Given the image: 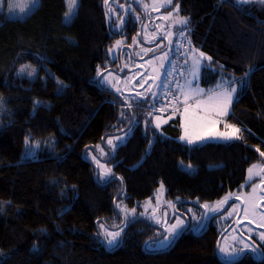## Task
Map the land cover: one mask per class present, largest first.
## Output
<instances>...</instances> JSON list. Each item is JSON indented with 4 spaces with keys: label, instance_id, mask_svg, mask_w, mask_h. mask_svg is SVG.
I'll list each match as a JSON object with an SVG mask.
<instances>
[{
    "label": "trees",
    "instance_id": "trees-1",
    "mask_svg": "<svg viewBox=\"0 0 264 264\" xmlns=\"http://www.w3.org/2000/svg\"><path fill=\"white\" fill-rule=\"evenodd\" d=\"M177 5L188 19L187 65L191 50L211 57L199 83L227 76L225 84H243L225 116L240 139L187 144L178 116L157 128L144 100L100 87L102 73L117 65L109 48L118 38L129 42L145 19L136 3L79 0L69 21L65 0H39L23 18L0 13V264H264V257L218 259L219 232L211 228L147 251L158 227L144 217L124 221L116 208L123 194L138 208L159 185L177 209L210 204L240 187L250 165L264 163V5L172 0L170 7ZM22 66L30 67L21 73ZM123 133L122 144L106 146ZM101 146L112 173L104 182L89 158ZM101 226L121 230L114 247Z\"/></svg>",
    "mask_w": 264,
    "mask_h": 264
},
{
    "label": "rangeland",
    "instance_id": "rangeland-1",
    "mask_svg": "<svg viewBox=\"0 0 264 264\" xmlns=\"http://www.w3.org/2000/svg\"><path fill=\"white\" fill-rule=\"evenodd\" d=\"M127 1L136 3L140 7V9L144 11L145 19L141 23L138 33L134 34L129 42H126L123 38H118L109 48L108 53L110 59L117 61L116 69L118 70V72L115 71V68H110L107 71L103 72L99 78V85L101 88L118 93L122 95L126 101L129 102L144 100L145 106L147 108V115L152 118V122L156 127L157 125L161 127L166 124L169 119L179 116L181 122L180 128L182 131L180 137L184 135L183 123L184 109L186 106H191V109H196V105L198 103L203 104L209 102V98L212 97L214 93L220 92L225 88L229 90L231 88L236 89L233 102L235 101L243 88V84L230 83L227 86L222 87L221 89H217L218 87L228 82L227 76H221L220 79L213 85L214 87L211 85L201 86V84H199L200 70L201 66L204 64V61L207 60V57L205 55L203 58H201L199 56L200 52L191 50V53H189L186 74L179 83L181 100L179 101L178 106L180 110L175 114H159L149 110L148 108L153 107L162 96L164 87L166 85L165 75L166 72L171 68V55L174 45L172 44V42L174 38L180 33V25L177 23V21L182 19L183 17L179 16L177 11H174L176 7L171 8L169 4H166V0ZM235 1L237 2V0ZM38 2L39 0H36L35 3H33L32 0H0V13H3L4 16L8 18H23L38 5ZM170 12L172 13L171 16H169ZM115 13L116 11L114 12V14ZM64 19L66 20L65 15ZM69 20L70 19H68L67 21ZM161 37H165L169 41L170 47L166 51L160 50L163 45L162 41L156 44ZM117 41H120L119 45H117ZM197 58L200 59V65L198 71H196L194 75L193 61ZM196 89H202L203 91L197 95L195 94ZM190 90H192L191 93ZM231 107L232 105L229 108V112L231 110ZM225 123L230 124L223 120L221 128L217 127L218 124H216L214 127H208L204 129L202 131V134L205 135L207 139L200 140L194 144H203L206 142H231L235 140H224L220 139L217 136L218 133L232 131L231 129H225ZM126 137L127 134L124 133L109 136L106 139V146L109 149L114 150L117 146L125 141ZM109 140L112 141L111 144L108 143ZM180 140L187 143L186 140ZM113 145H115V147H113ZM96 151L99 155H96L95 159H93L94 156L89 155V158L97 163L99 179L100 181L104 182L109 177L102 180L100 178V173L105 172L108 169L111 170L110 166L103 160L106 157L107 149L106 147L101 146L98 147ZM189 165L190 164H182V167L187 171H193L194 167L191 165V167L189 168ZM253 165H257V168L254 169V171L259 172L260 175L254 176V178L249 181L248 169ZM261 168H264V163L262 162H255L248 167L243 186H246L248 184L249 191L240 194L244 203L242 208V217L258 225H264V213L257 207V202L262 197V195L259 192V186H257L255 192L256 207L255 209H253V201L250 200V197L253 194L254 185L250 183L254 179L257 180L264 178V172H261ZM115 205L119 213L123 216L124 221L134 217H144L149 219L153 222V224L159 227L156 240L153 242H148L145 245L147 251H161L167 249L170 246L169 244L166 247H160L157 243L163 238L160 237V235H166V229H169L170 226L176 222L175 217H178V215H175V206L173 202L166 199L165 197L164 186L161 187V185H159L152 197L145 199L142 203L139 204L138 208V205L131 207L126 203L125 194H123L122 197L117 200ZM216 207L219 206L214 204L213 208ZM246 207L248 208L247 215L244 212V209ZM133 208L135 209V213L131 212V209ZM207 212L208 209H206L205 213L208 214ZM141 213H143V215H141ZM231 213L232 210L228 211L225 217H227L228 215H232ZM157 221H159V223H157ZM100 229L106 241V244V232H119L120 235L118 237V241L121 238L120 229H110L106 226H101ZM224 240H222V243ZM114 246H109L107 244L108 248H112Z\"/></svg>",
    "mask_w": 264,
    "mask_h": 264
},
{
    "label": "flooded vegetation",
    "instance_id": "flooded-vegetation-1",
    "mask_svg": "<svg viewBox=\"0 0 264 264\" xmlns=\"http://www.w3.org/2000/svg\"><path fill=\"white\" fill-rule=\"evenodd\" d=\"M161 41L163 45L160 50L166 51L170 47L169 41L165 37H161L156 44ZM115 71L118 72L116 68ZM250 184L259 186V192L262 197H264V191H262V188H264V178L254 179ZM242 186L243 184L223 196L220 200L213 202L219 206L216 207L219 209L218 211H210L209 209L213 208L214 204H207L209 206L208 214L205 213L206 209L200 205L192 206L190 204H180L177 209V204L179 203L172 201L175 206V215H178V217L184 221V230L180 233L190 232L192 235H201L209 228L213 229L216 233L219 232L218 252L220 258L224 262H232L243 257H252L254 259H262L264 257V241H261L259 237V233H264V225H258L242 217L244 203L240 194L248 192L249 185ZM226 197H228V199L224 202ZM257 207L264 213V199L258 200ZM230 210H232V215L225 217ZM222 240H224L223 243ZM245 244L250 247L244 248L241 252L240 249H242ZM220 245L225 249L224 252L220 251ZM252 247H255L257 251H252Z\"/></svg>",
    "mask_w": 264,
    "mask_h": 264
},
{
    "label": "snow or ice",
    "instance_id": "snow-or-ice-1",
    "mask_svg": "<svg viewBox=\"0 0 264 264\" xmlns=\"http://www.w3.org/2000/svg\"><path fill=\"white\" fill-rule=\"evenodd\" d=\"M33 3L36 2V0H32ZM108 0H105V4H107ZM238 3H251L253 0H237ZM258 3L261 5H264V0H257ZM172 0H166V4H171ZM67 5V11L65 12V18L66 20L71 19L72 16L76 13L78 6H79V0H66ZM179 6L177 5L174 11L178 12ZM172 13H169V16H171ZM177 23L181 26V36H184L185 33L183 31V26L187 25L188 19L182 18L177 21ZM117 45L120 44V41L116 42ZM190 43V41H189ZM199 56L203 58L205 54L203 52L199 53ZM207 59L211 60V57H207ZM200 65V59L197 58L193 61V74L195 75V72L198 71ZM30 66H22L19 70L21 73L25 72L26 69ZM35 72V69H32V71H29L27 74L29 76H32ZM99 74V73H98ZM245 76H247V73H245ZM192 90H190L191 93ZM202 89H196L195 94H199L202 92ZM234 93H236L235 88H231L230 90L225 88L220 92L214 93L212 97L209 98V102L207 103H198L196 105V109H191V106H186L184 109V135L180 137L182 140H186L189 144H194L200 140L207 139L205 135L202 134V131L208 127H214L216 124L221 122V118L227 116L229 114V108L233 103L234 100ZM199 110V111H198ZM159 125H157V128ZM225 129H231L232 131H225L218 133L217 136L220 139L224 140H232V139H240L239 133L241 132L240 128H237L234 125L225 123ZM26 146L28 144V140L25 141ZM109 144L112 143L111 140L108 141ZM115 147V145H113ZM259 151V149H257ZM260 155L264 157V152H261ZM95 159V157H93ZM189 168L191 165L188 166ZM257 168V165H253L248 169V180L251 181L254 176L260 175L259 172H255L254 169ZM261 172H264V168H261ZM111 170L108 169L105 172L100 173V178L102 180L107 179L109 176H111ZM163 187V185H161ZM257 185L253 186V194L250 197V200L253 201L252 207L255 209L256 203H255V192H256ZM262 191H264V188H262ZM228 197L225 198L226 202ZM260 199H264V197H261ZM202 207L209 209V206L207 204L202 205ZM210 211H218L217 208H211ZM132 213H135V209H131ZM245 214L248 213V208L246 207L244 209ZM143 215V213H141ZM176 222L170 226L169 229H166L167 234L163 236L161 240H159L157 243L160 247H166L167 245L171 244L172 241L176 238V236L179 235V233L184 230V221L181 220L179 217H175ZM159 223V221H157ZM120 233L119 232H106L105 238L107 240V244L109 246H114L118 242V237ZM259 237L261 241H264V233H259ZM250 246L245 244L240 251L242 252L244 248H249ZM221 252H224L225 249L223 247L220 248ZM252 251H257L255 247H252Z\"/></svg>",
    "mask_w": 264,
    "mask_h": 264
},
{
    "label": "built area",
    "instance_id": "built-area-1",
    "mask_svg": "<svg viewBox=\"0 0 264 264\" xmlns=\"http://www.w3.org/2000/svg\"><path fill=\"white\" fill-rule=\"evenodd\" d=\"M188 42L184 36L179 35L174 42L171 57V68L166 72V85L159 101L151 107L155 113H170L179 108L180 101V80L186 74Z\"/></svg>",
    "mask_w": 264,
    "mask_h": 264
},
{
    "label": "crops",
    "instance_id": "crops-1",
    "mask_svg": "<svg viewBox=\"0 0 264 264\" xmlns=\"http://www.w3.org/2000/svg\"><path fill=\"white\" fill-rule=\"evenodd\" d=\"M200 84V83H199ZM228 84H224V85H222V86H220V87H218L217 89H221L222 87H225V86H227ZM202 86V85H201ZM216 90V89H215ZM180 100H181V95H180ZM180 109L178 108V110H176V111H174V112H172V113H168V114H175L176 112H178ZM179 117V116H178ZM180 118V117H179ZM170 120V119H169ZM223 120L225 121V117H223V118H221V122L220 123H218V125H217V127H219V128H221L222 127V122H223ZM180 125H181V122H180ZM182 132V131H181Z\"/></svg>",
    "mask_w": 264,
    "mask_h": 264
},
{
    "label": "water",
    "instance_id": "water-1",
    "mask_svg": "<svg viewBox=\"0 0 264 264\" xmlns=\"http://www.w3.org/2000/svg\"><path fill=\"white\" fill-rule=\"evenodd\" d=\"M96 176H97V174H96ZM122 224H123V222H122ZM178 236H176V238H177ZM176 238H175V240H176ZM175 240H174V242H175ZM174 242L172 243V245L174 244ZM171 245V246H172ZM218 246H219V239L217 240V242H216V246H215V250H216V255H217V257H218V259H220L221 261H223L221 258H220V256L218 255Z\"/></svg>",
    "mask_w": 264,
    "mask_h": 264
}]
</instances>
